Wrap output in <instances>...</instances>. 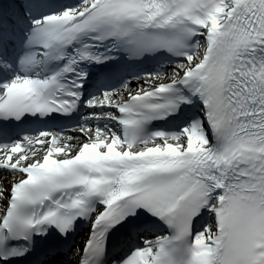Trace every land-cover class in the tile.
I'll return each instance as SVG.
<instances>
[{"label": "snow or ice", "instance_id": "obj_1", "mask_svg": "<svg viewBox=\"0 0 264 264\" xmlns=\"http://www.w3.org/2000/svg\"><path fill=\"white\" fill-rule=\"evenodd\" d=\"M0 264H264V0H0Z\"/></svg>", "mask_w": 264, "mask_h": 264}]
</instances>
